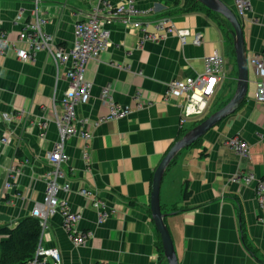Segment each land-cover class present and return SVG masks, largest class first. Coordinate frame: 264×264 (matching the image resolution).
Segmentation results:
<instances>
[{
	"label": "crops",
	"instance_id": "1",
	"mask_svg": "<svg viewBox=\"0 0 264 264\" xmlns=\"http://www.w3.org/2000/svg\"><path fill=\"white\" fill-rule=\"evenodd\" d=\"M107 1L114 6L128 2ZM132 1L146 34L155 32V20L142 14L166 15L175 28L199 33L202 42L194 46L189 40L182 46L172 34L143 39L140 30L120 19L104 26L110 34L108 45L97 61L86 65L91 97L77 109L79 119H89L85 130L91 138L67 141L69 160L62 171L71 190L56 194L80 214L78 229L93 236L75 247L62 228L61 215L50 216L42 244L57 248L62 264H166L149 210L154 172L181 133L225 106L236 89L231 26L223 17L187 0ZM220 1L235 12L234 0ZM249 3L246 16L238 19L247 58L264 50V0ZM97 5L98 0H0V34L14 42L38 6L46 20L44 31L67 47L73 24L85 20ZM213 52L225 59L226 79L203 116L191 117L182 126L178 100L164 99L166 86L200 74ZM258 79L248 66V89L239 108L197 144L179 152L163 175L160 207L178 264H264V204L258 207L256 183L232 180H264V104L254 100ZM55 80L44 52L32 62H21L12 52L0 55V227L32 217L35 205L43 201L44 179L51 168L46 154L57 140L51 99L58 102L67 88L64 68L56 85ZM105 88L113 102L130 106L132 112L123 120L94 126V120L107 113V103L100 100ZM3 114L12 118L9 123L1 119ZM235 136L248 143L247 157L226 145ZM82 188L98 192L114 211L103 223L97 224L90 201L77 193ZM3 240L0 237V244Z\"/></svg>",
	"mask_w": 264,
	"mask_h": 264
},
{
	"label": "built area",
	"instance_id": "2",
	"mask_svg": "<svg viewBox=\"0 0 264 264\" xmlns=\"http://www.w3.org/2000/svg\"><path fill=\"white\" fill-rule=\"evenodd\" d=\"M132 2L128 0L126 3L114 6L107 0H98V5L90 11L85 20L73 24V40L67 47L57 45L54 36L44 31L46 20L40 14L38 6L31 11L30 20L20 29L14 42L0 34V55L5 56L12 52L19 61L32 62L37 53L44 52L54 66L55 85L61 68L65 69L67 80V88L58 102L55 97L51 99L52 124L56 129L57 140L46 154V160L51 168L44 179V198L41 203L35 205L32 211V217L39 222L40 233L33 257L26 264H62L60 251L42 244L48 218L55 213L61 215L62 228L75 247L83 246L93 236L90 231L78 229L80 214L71 211L66 201L58 199L56 194L58 191L68 193L71 190V185L65 180L62 171V166L69 160L65 152L67 141L74 137L85 141L91 138L85 130V126L89 125V119H79L77 109L87 104L91 97L92 84L85 77L86 65L89 61H97L108 45L110 34L104 26L120 19L140 30L143 39L160 40L167 34H172L179 39L182 46L188 44L189 40L194 46H199L202 42L199 33L175 28L166 15L151 18L142 14L150 21L155 20V32L146 34V29L139 21L141 18ZM234 5L236 17L244 18L250 8L249 0H234ZM149 24L150 22H146L147 26ZM225 64L224 57L219 52H213L204 59L203 71L200 74L167 84L164 99L178 100L182 126L191 117L201 118L203 116L218 84L226 79ZM247 64L253 67L259 75V79L255 81L254 100L257 104H264V50L247 58ZM100 100L107 103L108 109L105 115L94 120V126L123 120L132 112L130 106L113 102L106 88L101 91ZM137 107L140 108L141 104L138 103ZM1 119L9 123L12 118L3 114ZM1 142L5 143V140ZM226 145L240 157L249 155L248 143L237 136L228 139ZM232 180L237 182L242 180L245 185L256 183L257 204L260 209L262 208L264 180H254L251 176L236 177ZM6 187L8 186L5 185ZM77 193L90 201L91 209L96 213L97 224L103 223L113 214L114 211L107 209V205L95 190L82 188Z\"/></svg>",
	"mask_w": 264,
	"mask_h": 264
},
{
	"label": "water",
	"instance_id": "3",
	"mask_svg": "<svg viewBox=\"0 0 264 264\" xmlns=\"http://www.w3.org/2000/svg\"><path fill=\"white\" fill-rule=\"evenodd\" d=\"M194 1L202 5L206 9L210 10L211 12L223 17L230 24V35L232 37V44L237 68V82L235 92L229 102L225 106L205 118L197 126L185 132V134L173 144L171 149L162 159V161L154 172L152 190L150 194L149 210L154 225L160 235L161 245L163 249V257L166 264H178V262L175 256L173 243L170 238L169 231L164 222L165 214H163L160 207L159 194L163 175L169 164L174 160V158L179 154V152L192 146L218 122L223 120L225 117L231 115L239 108V106L246 97L248 89V64L243 38V30L235 13L225 4H223L220 0Z\"/></svg>",
	"mask_w": 264,
	"mask_h": 264
},
{
	"label": "trees",
	"instance_id": "4",
	"mask_svg": "<svg viewBox=\"0 0 264 264\" xmlns=\"http://www.w3.org/2000/svg\"><path fill=\"white\" fill-rule=\"evenodd\" d=\"M187 3H190V5L193 3L198 4L194 0H187ZM184 134L185 132H182L181 137ZM200 140L193 145L197 144ZM183 197L185 199L189 197L187 189L183 193ZM39 233V222L33 217L24 218L12 227H0V237H4V240L0 244L2 250L0 264H26L29 262L37 246Z\"/></svg>",
	"mask_w": 264,
	"mask_h": 264
}]
</instances>
